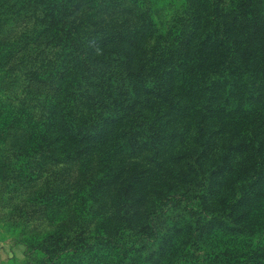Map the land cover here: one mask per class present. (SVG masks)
I'll list each match as a JSON object with an SVG mask.
<instances>
[{"label": "trees", "instance_id": "obj_1", "mask_svg": "<svg viewBox=\"0 0 264 264\" xmlns=\"http://www.w3.org/2000/svg\"><path fill=\"white\" fill-rule=\"evenodd\" d=\"M257 2L0 0V116L15 109L17 119L29 116L40 127L36 148L11 151L13 159L25 169L35 161L45 177L53 166L76 169L73 183L64 180L60 188L50 182L46 189L45 181L9 212L4 228L26 254L21 261L10 257L8 264H161L165 259L166 264H219L218 233L264 243V208L254 223L239 222L236 214L251 196L262 198L256 189L264 181L261 145L254 149L253 168L231 179L230 195L218 208L208 203L220 164L205 169L198 152L186 154L195 178L159 192L140 221L132 220L128 194L109 204L104 200L125 171L121 158L141 150L156 158L162 146L183 139L158 115L147 116L137 107L145 94L170 99L168 78L189 79L183 77L194 64L189 54L212 56L208 63L200 60L211 69L210 104L220 94L223 113L263 108L264 76L257 73L263 72L264 58L231 25L247 19ZM131 14L141 22H130ZM140 35L148 40L147 61L165 68L140 63L134 54ZM32 79L63 85L61 98L34 95L28 86ZM27 174L30 181L41 177ZM42 218L49 219V228L35 231L33 223ZM231 261L264 264V245Z\"/></svg>", "mask_w": 264, "mask_h": 264}, {"label": "rangeland", "instance_id": "obj_2", "mask_svg": "<svg viewBox=\"0 0 264 264\" xmlns=\"http://www.w3.org/2000/svg\"><path fill=\"white\" fill-rule=\"evenodd\" d=\"M134 6L139 9L137 5ZM169 11L170 9L166 10L162 14L163 17L168 16ZM129 21L141 22L133 14L129 15ZM231 25L236 28L243 41L264 58V0H258L247 19L238 23L231 22ZM143 37V35L139 36L134 52L137 57L140 56V63L148 69L165 68V64H157V67H154V63L147 61L148 57L143 53V47L147 46L148 40ZM191 54L189 59L193 60L194 64L192 69H185L187 72L185 71L183 75L185 78L187 74L186 77L189 79L168 78L172 86L169 100L157 95L145 94L141 96L137 107L147 116L158 115L167 129L174 128L177 132H182L183 139L175 140L171 145L162 146L163 151L156 158L144 150L138 151L131 157L121 158L125 171H121L116 182L106 189L104 200L108 204L114 198L120 199L123 193L131 197L134 222L144 217L145 208L159 192L181 188L187 181L195 178L187 164V161L191 159L187 156L190 155L186 154L194 155L198 152L199 162L205 169L217 167L220 164V170L214 176L209 198L208 207L211 208H218L220 203L222 204L228 198L231 179L233 181L237 175H247L250 167L253 168L254 149L261 145V152H259L264 156V105L255 112H221L218 107V104H221L220 94H216L213 102L209 103L206 88L212 77L211 69L200 61L203 59L208 63V58L212 56L203 54L198 57L199 54ZM262 71L259 70L257 75L264 76V69ZM162 76L166 78L163 73ZM28 86L29 90L39 97L45 95L59 99L62 95V89L59 87L63 85L59 86L55 81L39 82L32 79ZM14 110L0 116V179L2 180L0 183V234L2 238L12 242H15V237L8 234L4 228V221L9 220V212L16 210V205L21 203L33 189L43 186L45 181L46 189L50 187V182L60 188L64 187V180L67 184L73 183L76 170L75 167L67 169L65 165H57L47 168V172L53 174L45 177L46 173H42L35 161H32L31 166L28 165L30 167L25 169L19 159H13L11 151L26 152L36 148L39 143L36 131L40 129L37 123L25 118L29 116L17 119L18 114ZM28 172H34L41 177L37 181H30L31 176L27 174ZM18 175H21L19 182L12 183L11 181ZM132 181L130 186H125ZM256 189L258 192L261 191L262 198L255 199L251 196L246 202L239 204L236 213L239 216V222L245 220L254 223L259 212L264 208V181L257 183ZM33 227L35 231L45 230L49 228V219H38L33 223ZM215 239L221 245V251L218 254L219 264H223L226 260L229 261L227 264H232L231 260L237 255L254 249L258 252L260 245H264L260 240L250 243L245 240L226 239L219 233ZM161 264H166V259ZM196 264L200 262L196 260Z\"/></svg>", "mask_w": 264, "mask_h": 264}, {"label": "crops", "instance_id": "obj_3", "mask_svg": "<svg viewBox=\"0 0 264 264\" xmlns=\"http://www.w3.org/2000/svg\"><path fill=\"white\" fill-rule=\"evenodd\" d=\"M25 254L24 245L4 239L0 234V264H8L12 256L21 261L25 258Z\"/></svg>", "mask_w": 264, "mask_h": 264}]
</instances>
